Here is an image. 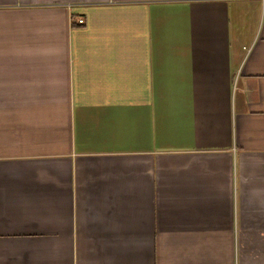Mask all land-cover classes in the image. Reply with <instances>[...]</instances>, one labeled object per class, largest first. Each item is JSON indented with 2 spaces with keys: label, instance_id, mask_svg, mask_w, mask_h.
I'll return each mask as SVG.
<instances>
[{
  "label": "crops",
  "instance_id": "crops-1",
  "mask_svg": "<svg viewBox=\"0 0 264 264\" xmlns=\"http://www.w3.org/2000/svg\"><path fill=\"white\" fill-rule=\"evenodd\" d=\"M0 264H264V1L0 0Z\"/></svg>",
  "mask_w": 264,
  "mask_h": 264
},
{
  "label": "built area",
  "instance_id": "built-area-1",
  "mask_svg": "<svg viewBox=\"0 0 264 264\" xmlns=\"http://www.w3.org/2000/svg\"><path fill=\"white\" fill-rule=\"evenodd\" d=\"M262 1H264V0H262ZM78 23H82V19H78ZM246 49H247V51L250 50V48H246Z\"/></svg>",
  "mask_w": 264,
  "mask_h": 264
}]
</instances>
